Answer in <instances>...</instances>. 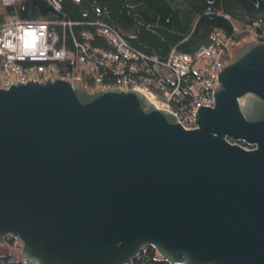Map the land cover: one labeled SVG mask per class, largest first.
Segmentation results:
<instances>
[{
  "label": "water",
  "instance_id": "water-1",
  "mask_svg": "<svg viewBox=\"0 0 264 264\" xmlns=\"http://www.w3.org/2000/svg\"><path fill=\"white\" fill-rule=\"evenodd\" d=\"M196 126L78 77L0 87V244L36 264H264V41L235 44Z\"/></svg>",
  "mask_w": 264,
  "mask_h": 264
},
{
  "label": "built area",
  "instance_id": "built-area-1",
  "mask_svg": "<svg viewBox=\"0 0 264 264\" xmlns=\"http://www.w3.org/2000/svg\"><path fill=\"white\" fill-rule=\"evenodd\" d=\"M18 1L0 0V7ZM50 1L59 7L57 0ZM0 18V87L6 88L17 80L41 81L50 75L70 80L78 77L82 85L86 79L93 87L89 90L107 86L135 89L156 107L175 114L185 128L196 126L194 112L199 104L213 106L212 92L218 86L216 71H220L219 66L226 63L237 43L222 39L217 32L211 43L200 45L191 53L173 47L161 60L145 56L129 46L117 30L96 22L93 31L80 33L81 41L74 40L76 52H71L55 46L58 36L48 20H21L12 14ZM96 37L102 38L106 47L93 43ZM64 62L70 65L61 66ZM62 69L64 76L60 74ZM9 243L10 252L16 255V251L22 264H36L19 257L18 238L12 237Z\"/></svg>",
  "mask_w": 264,
  "mask_h": 264
},
{
  "label": "trees",
  "instance_id": "trees-1",
  "mask_svg": "<svg viewBox=\"0 0 264 264\" xmlns=\"http://www.w3.org/2000/svg\"><path fill=\"white\" fill-rule=\"evenodd\" d=\"M19 0L2 5L0 17L12 14L21 20H48L58 40L55 46L76 52L74 40L81 41L82 31H93L96 22L117 30L129 46L145 56L163 60L175 47L191 53L211 43L218 34L222 39L242 42L252 32L264 40V0ZM93 43L106 47L102 38ZM64 64V65H63ZM64 62L61 66H68ZM64 70L60 72L64 76ZM109 75L112 76L111 72ZM86 80V79H85ZM83 81L87 89L91 82ZM12 237L7 236L4 244ZM1 246V244H0ZM0 264H22L16 255L0 247ZM129 264H176L162 258L146 245Z\"/></svg>",
  "mask_w": 264,
  "mask_h": 264
},
{
  "label": "rangeland",
  "instance_id": "rangeland-1",
  "mask_svg": "<svg viewBox=\"0 0 264 264\" xmlns=\"http://www.w3.org/2000/svg\"><path fill=\"white\" fill-rule=\"evenodd\" d=\"M255 39H256V38H255L254 34H253L252 32H249L248 35H246V36L243 37L242 42L247 41V40H255ZM242 42H241V41H240L239 43L237 42L236 45H237V44H240V43H242ZM10 244H11V243H7V244H6V243H5V244L3 243V244H1L0 247H1V248H4V249L6 248V249L10 252V251H11V249H10V248H11V247H10L11 245H10ZM12 250H13V249H12ZM12 252H13V251H12ZM14 252H15V254L17 255V252H16V251H14ZM10 253H11V252H10Z\"/></svg>",
  "mask_w": 264,
  "mask_h": 264
},
{
  "label": "crops",
  "instance_id": "crops-1",
  "mask_svg": "<svg viewBox=\"0 0 264 264\" xmlns=\"http://www.w3.org/2000/svg\"><path fill=\"white\" fill-rule=\"evenodd\" d=\"M6 15V14H5ZM1 19V18H0Z\"/></svg>",
  "mask_w": 264,
  "mask_h": 264
}]
</instances>
